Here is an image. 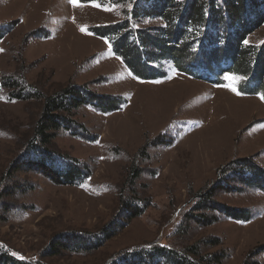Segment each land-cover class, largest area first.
I'll use <instances>...</instances> for the list:
<instances>
[{
    "label": "rangeland",
    "instance_id": "1",
    "mask_svg": "<svg viewBox=\"0 0 264 264\" xmlns=\"http://www.w3.org/2000/svg\"><path fill=\"white\" fill-rule=\"evenodd\" d=\"M129 6L0 0V249L33 264H114L151 246L194 264H264V188L222 181L241 158L252 159L263 180L262 94L241 93L235 72L216 85L167 59L153 61L166 76H134L123 53L92 29L119 22ZM144 24L161 22L146 17ZM263 40L264 21L245 43ZM13 84L32 95L12 96ZM77 86L121 105L59 111L83 127L82 137L42 132L38 141L51 154L87 169L81 183L61 184L26 161L46 99ZM92 236L98 240L88 242Z\"/></svg>",
    "mask_w": 264,
    "mask_h": 264
},
{
    "label": "trees",
    "instance_id": "2",
    "mask_svg": "<svg viewBox=\"0 0 264 264\" xmlns=\"http://www.w3.org/2000/svg\"><path fill=\"white\" fill-rule=\"evenodd\" d=\"M120 1L130 2L122 20L92 29L111 43L112 50L123 53L122 61L134 76L145 80L165 76V70L153 64V61L161 59H167L176 70L185 75L214 84L223 82L221 77L224 73L235 72L245 77L239 82L238 90L245 94L259 92L264 101V40L260 44L245 43L246 36L264 21V0ZM146 17H149V21L159 19L161 24L146 25L144 24ZM133 20H136L140 27L134 26ZM127 39H132L134 43H128ZM9 87L12 89V96L17 98L32 95L24 84H13ZM74 104L94 106L100 111L104 108L110 112L116 111L121 101L116 103L111 96L102 100V95L91 93L83 86L64 88L57 96L46 99L44 111L37 125L39 130L29 147L33 155L28 157L26 162L38 164L37 169L43 172L46 169L48 177L61 184L81 183L88 175L87 169L82 168L73 158L66 159L59 154H51L43 146L45 141L38 139H41L42 132L58 128L71 131L76 137H82L86 132L83 127L69 122L60 113ZM169 141L168 145L171 144L170 139ZM256 171L260 172V169L252 159L241 158L223 171L222 181L227 185V179L230 177L231 180L238 179L245 186L264 188V175L259 177L263 180L258 179ZM205 201L207 207L212 202L209 199ZM220 209L216 207V211ZM229 209L231 208L224 207L221 210L226 214ZM228 216L233 218L232 214ZM197 217L203 220V214ZM96 240H98L96 236L87 239L88 242ZM171 263L194 264V261L184 253L175 254L163 246H151L133 251L128 258L122 257L114 264ZM0 264L33 263L16 258L0 249Z\"/></svg>",
    "mask_w": 264,
    "mask_h": 264
},
{
    "label": "snow or ice",
    "instance_id": "3",
    "mask_svg": "<svg viewBox=\"0 0 264 264\" xmlns=\"http://www.w3.org/2000/svg\"><path fill=\"white\" fill-rule=\"evenodd\" d=\"M70 2H72V3H77L78 2V0H70ZM106 10H110V9H106ZM83 30V29H82ZM0 51H2V50H0Z\"/></svg>",
    "mask_w": 264,
    "mask_h": 264
},
{
    "label": "crops",
    "instance_id": "4",
    "mask_svg": "<svg viewBox=\"0 0 264 264\" xmlns=\"http://www.w3.org/2000/svg\"><path fill=\"white\" fill-rule=\"evenodd\" d=\"M244 78H245V77L243 76V79H244ZM243 79H242V80H243ZM253 100L255 101V103H259V101H258V100H255V99H253Z\"/></svg>",
    "mask_w": 264,
    "mask_h": 264
}]
</instances>
